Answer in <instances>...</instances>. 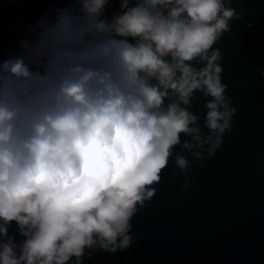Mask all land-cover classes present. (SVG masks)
Wrapping results in <instances>:
<instances>
[{
	"label": "clouds",
	"instance_id": "1",
	"mask_svg": "<svg viewBox=\"0 0 264 264\" xmlns=\"http://www.w3.org/2000/svg\"><path fill=\"white\" fill-rule=\"evenodd\" d=\"M42 2L0 46V264L126 251L164 172L174 165L189 188L238 108L216 45L244 0Z\"/></svg>",
	"mask_w": 264,
	"mask_h": 264
},
{
	"label": "water",
	"instance_id": "2",
	"mask_svg": "<svg viewBox=\"0 0 264 264\" xmlns=\"http://www.w3.org/2000/svg\"><path fill=\"white\" fill-rule=\"evenodd\" d=\"M28 2L35 6L30 12L0 3L4 52L16 42L17 21L27 24L50 6ZM244 3V20L216 45L223 52V82L238 106L233 130L214 158L193 166L189 188L181 187L183 176L172 175L174 165L164 172L156 196L134 218L138 239L129 249L100 252L84 264H264V0ZM117 9L114 3L108 15ZM249 19L252 28L245 27ZM192 110L203 123V100L194 101Z\"/></svg>",
	"mask_w": 264,
	"mask_h": 264
},
{
	"label": "flooded vegetation",
	"instance_id": "3",
	"mask_svg": "<svg viewBox=\"0 0 264 264\" xmlns=\"http://www.w3.org/2000/svg\"><path fill=\"white\" fill-rule=\"evenodd\" d=\"M5 9L7 10H17V11H27L30 12L34 9V4L31 2H18L15 4L12 3H3Z\"/></svg>",
	"mask_w": 264,
	"mask_h": 264
}]
</instances>
